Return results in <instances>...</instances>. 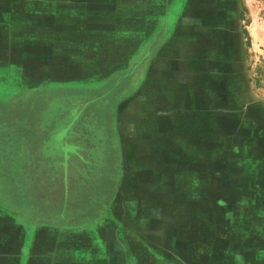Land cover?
<instances>
[{
	"label": "rangeland",
	"instance_id": "374dc122",
	"mask_svg": "<svg viewBox=\"0 0 264 264\" xmlns=\"http://www.w3.org/2000/svg\"><path fill=\"white\" fill-rule=\"evenodd\" d=\"M262 42L264 0H0V264H264Z\"/></svg>",
	"mask_w": 264,
	"mask_h": 264
},
{
	"label": "clouds",
	"instance_id": "9594fccd",
	"mask_svg": "<svg viewBox=\"0 0 264 264\" xmlns=\"http://www.w3.org/2000/svg\"><path fill=\"white\" fill-rule=\"evenodd\" d=\"M250 23H252L250 19L246 21V30L247 25ZM262 44H264V42H262ZM251 61L254 68L264 66V46L260 48L259 52H251ZM257 96L259 99L264 100V89H260L257 93Z\"/></svg>",
	"mask_w": 264,
	"mask_h": 264
},
{
	"label": "crops",
	"instance_id": "0c3cea01",
	"mask_svg": "<svg viewBox=\"0 0 264 264\" xmlns=\"http://www.w3.org/2000/svg\"><path fill=\"white\" fill-rule=\"evenodd\" d=\"M151 64V63H150Z\"/></svg>",
	"mask_w": 264,
	"mask_h": 264
}]
</instances>
